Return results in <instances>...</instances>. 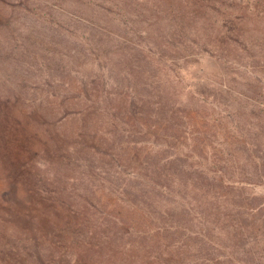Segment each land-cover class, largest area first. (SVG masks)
Segmentation results:
<instances>
[{
	"label": "trees",
	"instance_id": "obj_1",
	"mask_svg": "<svg viewBox=\"0 0 264 264\" xmlns=\"http://www.w3.org/2000/svg\"><path fill=\"white\" fill-rule=\"evenodd\" d=\"M52 25L71 51L32 52L9 33L0 49L11 70L0 78V264H264L229 243L246 230L232 191L264 190V157L184 147L176 126L158 125L167 117L151 111L148 87L131 82L146 72L116 70L120 60Z\"/></svg>",
	"mask_w": 264,
	"mask_h": 264
},
{
	"label": "rangeland",
	"instance_id": "obj_2",
	"mask_svg": "<svg viewBox=\"0 0 264 264\" xmlns=\"http://www.w3.org/2000/svg\"><path fill=\"white\" fill-rule=\"evenodd\" d=\"M139 1L24 0L27 8L15 10L0 5L5 28L0 31V49L5 48L6 33L23 46L11 41V47L32 52L57 45L68 49L67 38L52 23L73 29L100 54L120 60L116 70L146 72L131 82L148 87L149 106L156 107L151 111L162 110L167 117L157 119L158 125L176 126L184 147L192 145L206 158L211 157V149L223 146L238 161L244 158L243 149L248 158V153L264 157V0ZM70 39L78 51L83 50L82 44ZM74 59L90 66L88 55ZM8 61L0 51V78L11 73ZM124 85L116 86L121 98L128 91ZM120 107L124 115L127 106ZM232 196L243 199L238 211L246 230L237 242L229 243L246 255L260 257L264 255V190L249 187L232 191ZM209 253L214 251L199 255L213 258Z\"/></svg>",
	"mask_w": 264,
	"mask_h": 264
}]
</instances>
